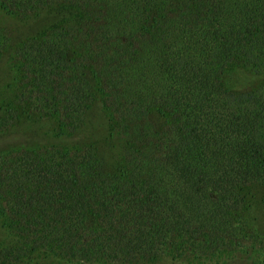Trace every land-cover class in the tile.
<instances>
[{"label":"trees","instance_id":"1","mask_svg":"<svg viewBox=\"0 0 264 264\" xmlns=\"http://www.w3.org/2000/svg\"><path fill=\"white\" fill-rule=\"evenodd\" d=\"M0 63L1 264L264 261V0H0Z\"/></svg>","mask_w":264,"mask_h":264},{"label":"rangeland","instance_id":"2","mask_svg":"<svg viewBox=\"0 0 264 264\" xmlns=\"http://www.w3.org/2000/svg\"><path fill=\"white\" fill-rule=\"evenodd\" d=\"M3 24L9 27V31H11L12 36H16L18 39H23L24 37L30 36L34 34V32L37 30L38 27L35 26V21L32 19L29 20H20L15 17H10L7 15L3 16ZM10 34V36H11ZM9 56H13V53L10 52ZM17 78L16 70L6 63H0V86L5 88V86L12 82V79ZM95 92L97 95V101H98V109L92 114L91 117V126L93 127L94 131L96 132L92 138H87L88 140H85L84 142L88 143H96L101 144V147L105 146H112V149L110 151H107V156L118 160L121 156V144L118 142L116 138L112 139V142L105 141L106 139H111L108 137V132L106 134V127L107 124L110 121V114L106 109L102 106L103 101V95L99 93L98 87L95 88ZM58 129V123L55 119H51L48 121H45L42 123V130L43 131H51L50 135H54L56 130ZM104 130V132L102 131ZM21 139V138H20ZM78 138L72 139L73 141H78ZM6 141L11 144L10 141L7 139H0V151L6 147L7 144ZM22 141V139H21ZM20 141V142H21ZM110 147V146H109ZM106 149V147L104 148ZM106 151V150H104ZM1 211V206H0ZM249 217H256L257 220H261V217H264V207L260 205L259 203L254 205V208L249 214ZM262 221V220H261ZM257 229L264 231V228L259 227L258 224H253ZM17 239L12 233L8 230L6 226V220L3 215L0 213V264L2 263L3 259H5L7 256V253H3L5 249H8L9 247H14L16 244ZM11 254V253H10ZM9 254V255H10ZM8 255V256H9ZM188 257L192 258L191 254H187ZM243 259L245 258L246 263L251 264H264L263 256L261 253H244L240 255ZM225 256L222 258L224 259ZM33 259L29 262L23 263V264H84V263H76V262H70L67 260H64L60 257H55L46 253L38 254L37 256H33ZM229 258H232L231 256ZM228 258V259H229ZM226 259V260H228ZM232 260V259H230ZM217 261L211 260V259H198V260H176L173 261L171 259H164L160 261H156L154 263H142V264H224L225 261ZM232 262V261H228Z\"/></svg>","mask_w":264,"mask_h":264}]
</instances>
